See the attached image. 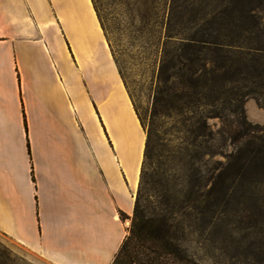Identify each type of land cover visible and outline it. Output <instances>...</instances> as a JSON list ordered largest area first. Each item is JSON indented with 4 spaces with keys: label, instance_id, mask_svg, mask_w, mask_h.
Segmentation results:
<instances>
[{
    "label": "crops",
    "instance_id": "0c3cea01",
    "mask_svg": "<svg viewBox=\"0 0 264 264\" xmlns=\"http://www.w3.org/2000/svg\"><path fill=\"white\" fill-rule=\"evenodd\" d=\"M144 139L91 0H0V235L111 264Z\"/></svg>",
    "mask_w": 264,
    "mask_h": 264
},
{
    "label": "trees",
    "instance_id": "16d2710c",
    "mask_svg": "<svg viewBox=\"0 0 264 264\" xmlns=\"http://www.w3.org/2000/svg\"><path fill=\"white\" fill-rule=\"evenodd\" d=\"M147 13L138 18L159 49L156 86L147 128L137 114L138 185L111 264H200L191 241L264 264V124L244 110L247 98L264 109V0H170L161 24ZM169 110L182 136L158 133L154 118Z\"/></svg>",
    "mask_w": 264,
    "mask_h": 264
},
{
    "label": "rangeland",
    "instance_id": "374dc122",
    "mask_svg": "<svg viewBox=\"0 0 264 264\" xmlns=\"http://www.w3.org/2000/svg\"><path fill=\"white\" fill-rule=\"evenodd\" d=\"M169 1L92 0L119 74L145 128L148 127L151 120V103L156 86L159 49L151 43V40H154V36L150 42H147L145 32L149 25L139 20L138 12H148L147 16H149L152 11H155L156 20L161 24L166 19ZM143 24L144 27H142ZM153 29L158 30V28ZM244 110L249 121L264 124V109L259 108L252 98L245 100ZM154 121L160 125L158 126V133L165 137L182 136L185 133L180 122L181 116L174 110L160 113L154 118ZM207 122L212 129L218 127L216 118L208 119ZM220 143L221 140L218 138L216 144L220 145ZM136 151V147H134L131 155H129L134 165ZM218 158L220 157L215 156V159ZM135 196L136 191L134 198ZM131 215L127 217L121 215V219L127 223V227L130 225ZM216 247V249L212 248L208 251L197 247L192 241L188 243L189 253L200 264H245L242 256H237L233 250L229 251L228 248L226 249L224 243H219ZM0 264L51 263L25 250L7 237L0 235ZM118 264L126 263L120 262Z\"/></svg>",
    "mask_w": 264,
    "mask_h": 264
},
{
    "label": "bare ground",
    "instance_id": "6f19581e",
    "mask_svg": "<svg viewBox=\"0 0 264 264\" xmlns=\"http://www.w3.org/2000/svg\"><path fill=\"white\" fill-rule=\"evenodd\" d=\"M140 153H141V151H140ZM128 155H130V154H128ZM138 166L139 165H137V164L134 165L135 181L137 180L136 178H138V172H139Z\"/></svg>",
    "mask_w": 264,
    "mask_h": 264
}]
</instances>
